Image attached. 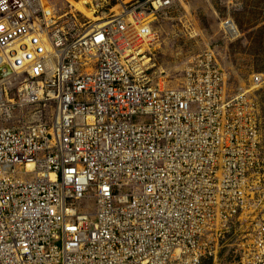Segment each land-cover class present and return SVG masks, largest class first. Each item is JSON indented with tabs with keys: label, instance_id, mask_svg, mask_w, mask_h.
I'll use <instances>...</instances> for the list:
<instances>
[{
	"label": "built area",
	"instance_id": "1",
	"mask_svg": "<svg viewBox=\"0 0 264 264\" xmlns=\"http://www.w3.org/2000/svg\"><path fill=\"white\" fill-rule=\"evenodd\" d=\"M178 3L83 34L43 0H0V264H218L238 227L237 264H264L263 78L230 94L207 49L180 86L152 83V25Z\"/></svg>",
	"mask_w": 264,
	"mask_h": 264
},
{
	"label": "rangeland",
	"instance_id": "2",
	"mask_svg": "<svg viewBox=\"0 0 264 264\" xmlns=\"http://www.w3.org/2000/svg\"><path fill=\"white\" fill-rule=\"evenodd\" d=\"M57 6L60 16L68 15L74 23V14L79 31L98 25L99 20L114 16L121 7L134 9L143 0H94L87 6L95 16L73 12L80 0H50ZM96 7V8H95ZM83 29H81V27ZM156 45L148 54L152 60L151 82L161 87L175 88L181 85L184 72L190 62L211 49L217 64L227 81L230 94L245 92L253 78H263V85L255 91L254 101L260 122L262 159L264 161V0H181L174 8L161 13L154 22ZM90 27V28H91ZM89 28V30H91ZM44 116L49 110L43 109ZM7 126L23 129L29 113L17 114ZM21 120V125L16 122ZM264 175V171L262 172ZM255 197L257 214L264 218V178ZM246 227L236 228L223 244L218 255V264H237L240 255L238 246L246 235Z\"/></svg>",
	"mask_w": 264,
	"mask_h": 264
},
{
	"label": "bare ground",
	"instance_id": "3",
	"mask_svg": "<svg viewBox=\"0 0 264 264\" xmlns=\"http://www.w3.org/2000/svg\"><path fill=\"white\" fill-rule=\"evenodd\" d=\"M92 1H94V0H80L76 6H71V5H69V6L71 7V9H73V12H76V13L78 12L77 14L80 13V14L86 15L88 18H92L93 16H95L96 12L93 11L94 9L90 10L87 8V6L92 4ZM43 4H44L45 11H48L50 13L51 12L53 13V10H54V12L58 11L57 6L54 5L50 0H43ZM57 15H58V13H57ZM72 15H74V14H72ZM60 19H63V17L62 18L60 17ZM103 24H104V22L101 19V21L99 20L98 25H93V27L90 26L91 28L90 27L89 28L91 30H89V28H87L83 34H89L92 30L101 29L104 26ZM146 51H150V50H148V48H145L142 52H140V54H143ZM151 59L147 56L142 58V61H143L142 67H146V68L149 67L150 69L154 68V66L151 67L152 66L151 65V63H152Z\"/></svg>",
	"mask_w": 264,
	"mask_h": 264
}]
</instances>
